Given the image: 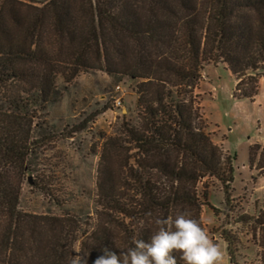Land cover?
Segmentation results:
<instances>
[{
  "label": "trees",
  "instance_id": "16d2710c",
  "mask_svg": "<svg viewBox=\"0 0 264 264\" xmlns=\"http://www.w3.org/2000/svg\"><path fill=\"white\" fill-rule=\"evenodd\" d=\"M39 4L28 14L22 2L0 1V264H70L77 248L94 264L104 248L119 256L135 240L150 242L156 219L183 212L207 233L206 180L225 193V208L215 214L229 216L232 158L207 131L196 91L206 65L224 64L237 81V95L256 96L264 78V0ZM90 71L136 83V118L124 116L117 134L104 142V165L86 214L75 210L76 199L37 180L31 189L49 197L59 212L27 211L25 182L36 173L32 161L49 140L40 136L41 121L61 98L58 80L69 85ZM258 155L264 172L259 144L252 147V163ZM239 222L264 231V206ZM223 238L235 264L236 239ZM174 255L184 264L180 253Z\"/></svg>",
  "mask_w": 264,
  "mask_h": 264
},
{
  "label": "rangeland",
  "instance_id": "374dc122",
  "mask_svg": "<svg viewBox=\"0 0 264 264\" xmlns=\"http://www.w3.org/2000/svg\"><path fill=\"white\" fill-rule=\"evenodd\" d=\"M16 1L26 4L24 11L33 14V8H39L43 0ZM64 85L58 80L61 98L50 105L41 121L40 136L49 140L43 141L32 161L36 173L25 182L23 207L27 211L59 212L49 197L31 189L37 180L52 184L66 199H76L75 210L86 214L93 206L98 170L104 165L101 159L104 142L117 134L124 116L127 121L136 118V83L128 78L90 71ZM196 93L200 95L207 131L214 143L231 155L233 168L230 215L222 212L217 215L207 206L210 215L203 216L207 234L221 246L223 235L236 239L235 264H260L264 231L254 229L253 224L240 223L239 218L243 215L251 218L264 206V172L258 170L259 155L254 163L251 161L252 147L264 146V78L260 79L253 99L241 98L237 95V81L227 67L209 64ZM112 165L118 170L120 162L113 160ZM203 184L214 195L210 200L223 211L224 191L216 190L218 183L211 180ZM227 256L232 264L228 249ZM217 264H227L226 258Z\"/></svg>",
  "mask_w": 264,
  "mask_h": 264
},
{
  "label": "clouds",
  "instance_id": "9594fccd",
  "mask_svg": "<svg viewBox=\"0 0 264 264\" xmlns=\"http://www.w3.org/2000/svg\"><path fill=\"white\" fill-rule=\"evenodd\" d=\"M151 215L150 213L148 214ZM158 230L151 235L150 242L135 240L134 247H129L118 256L107 248L102 249L94 264H178L176 255L184 264H217L224 257L220 243L213 242L190 213L183 212L155 220ZM144 220L140 221L143 228ZM223 247L226 249L227 244ZM70 264H87L88 253L79 248Z\"/></svg>",
  "mask_w": 264,
  "mask_h": 264
},
{
  "label": "crops",
  "instance_id": "0c3cea01",
  "mask_svg": "<svg viewBox=\"0 0 264 264\" xmlns=\"http://www.w3.org/2000/svg\"><path fill=\"white\" fill-rule=\"evenodd\" d=\"M216 190H218V191H221V188L219 187L218 188V186L216 187ZM213 198L214 197V195L213 194H210L209 195V199H208V204H209V207L211 208L210 210H214V209H216V210H220V209H218V208H220V206H218L217 204H214L211 200H210V198ZM232 199H233V196H232ZM208 207H206L205 209H204V213H203V216H205L206 215V217L208 216V215H210V214H208L209 212H208V209H207ZM211 213V212H210ZM216 239V238H215ZM217 240V239H216ZM215 240V241H216ZM221 241H222V247H223V245H224V243L226 242L223 238L222 239H220ZM227 249H228V246L226 247V249L224 248V251H225V255H224V257L226 258V262H227V264H230V260L228 259V256H227Z\"/></svg>",
  "mask_w": 264,
  "mask_h": 264
},
{
  "label": "built area",
  "instance_id": "2783aa9c",
  "mask_svg": "<svg viewBox=\"0 0 264 264\" xmlns=\"http://www.w3.org/2000/svg\"><path fill=\"white\" fill-rule=\"evenodd\" d=\"M221 149H222V152H223L224 156H228V152L225 149H223V147H221Z\"/></svg>",
  "mask_w": 264,
  "mask_h": 264
}]
</instances>
